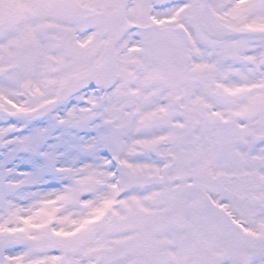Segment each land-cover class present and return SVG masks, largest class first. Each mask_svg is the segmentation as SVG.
Segmentation results:
<instances>
[{"label":"snow or ice","instance_id":"snow-or-ice-1","mask_svg":"<svg viewBox=\"0 0 264 264\" xmlns=\"http://www.w3.org/2000/svg\"><path fill=\"white\" fill-rule=\"evenodd\" d=\"M0 264H264V0H0Z\"/></svg>","mask_w":264,"mask_h":264}]
</instances>
